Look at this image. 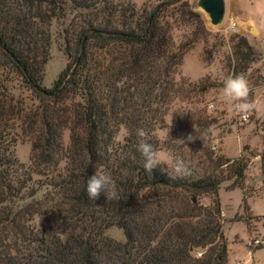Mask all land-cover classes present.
I'll list each match as a JSON object with an SVG mask.
<instances>
[{
	"label": "trees",
	"instance_id": "trees-1",
	"mask_svg": "<svg viewBox=\"0 0 264 264\" xmlns=\"http://www.w3.org/2000/svg\"><path fill=\"white\" fill-rule=\"evenodd\" d=\"M174 7L188 10L185 0L149 11L113 0H0L1 57L38 102L21 117L31 138L28 167L3 148L10 113L0 105V264H228L219 191L230 180L228 190L240 189L246 165L206 147L213 120L199 117L176 129L178 139L193 135L181 157L189 175H177L174 164L149 173L137 149L142 128L161 150L153 132L165 128L168 106L182 93L173 74L183 51L167 21ZM54 21L68 22V61L46 89L37 58ZM238 41L237 51L252 56L247 40ZM120 127L126 136L114 143ZM95 172L111 175L115 198H89L87 179ZM34 177L43 185L33 187ZM40 188L46 194L36 200ZM16 203L35 206L16 212ZM35 215L45 220L40 230H30ZM111 227L123 232V243L104 235Z\"/></svg>",
	"mask_w": 264,
	"mask_h": 264
},
{
	"label": "rangeland",
	"instance_id": "rangeland-1",
	"mask_svg": "<svg viewBox=\"0 0 264 264\" xmlns=\"http://www.w3.org/2000/svg\"><path fill=\"white\" fill-rule=\"evenodd\" d=\"M114 4L132 6L136 10L149 11L169 0H113ZM188 10L171 8L167 18L171 25V37L175 49L180 46L183 51L173 82L182 91L180 96L172 99L165 115V128H155L153 134L161 143L158 160L163 168H172L174 158H183L189 152L185 141L177 138L176 129L181 130L197 118L213 120L207 130V146L216 155L235 160L241 157L246 165L242 187L232 188V180L221 184L219 191L222 232L227 242L228 264H264V53L253 47L249 40L239 32L238 23L230 19V12L235 0H224L225 16L218 26H212L209 18L198 6L199 0H185ZM246 9L262 11L264 0H241ZM140 15V14H139ZM67 21H54L47 30L37 60L41 64L42 83L49 88L67 64L64 48L63 29ZM234 23L237 31H229ZM49 35V37H48ZM244 37L250 47L252 56L243 49L237 51L238 38ZM47 40V41H46ZM241 46V45H240ZM258 50V51H257ZM176 52V51H175ZM243 74L248 81L249 96L247 102L255 105L247 115V122H242L234 110V103L223 95V88L229 76ZM194 88L205 89L198 93ZM38 102L24 85L20 77L7 66L0 53V105L9 112L7 126L4 128L8 141L3 148L8 151L18 164L29 166L31 138L24 130L21 117L35 111ZM10 108L14 109L11 115ZM258 114L256 113V109ZM7 109V110H6ZM176 126V127H175ZM197 129V128H195ZM170 132V134H168ZM126 131L120 127L114 136V143H121ZM170 140V141H168ZM69 143V132L63 133V144ZM190 153V152H189ZM63 168V164L60 166ZM39 181V182H38ZM34 186L43 185V180L34 177ZM45 188H40L35 199L42 200ZM243 194L248 210L243 214ZM35 206L33 203H16L14 209ZM29 208V207H28ZM253 212H251V210ZM261 216V217H260ZM248 219L247 233L245 225ZM241 222V223H239ZM233 223V225L229 224ZM30 230H40L45 226L41 216H33L29 223ZM111 240L123 243V232L111 227L104 232ZM7 246L11 247L14 238L8 234ZM258 241V243H255Z\"/></svg>",
	"mask_w": 264,
	"mask_h": 264
},
{
	"label": "clouds",
	"instance_id": "clouds-1",
	"mask_svg": "<svg viewBox=\"0 0 264 264\" xmlns=\"http://www.w3.org/2000/svg\"><path fill=\"white\" fill-rule=\"evenodd\" d=\"M248 81L243 74L229 76L224 84L223 95L226 99L235 102L234 110L237 114L244 115L246 118L247 113L255 107L254 104L247 102L249 96ZM136 135L140 138L138 141L137 149L144 157L143 169L151 173L157 166L161 165L158 160V153L154 150L153 145L148 143L144 138L147 133L144 129L138 128ZM190 143L194 141L193 135H189L186 139H180ZM173 171L177 175H189L190 170L185 162L180 158H174ZM175 179V176H171ZM86 191L90 199L96 200L101 193H104L109 198L117 196V186L113 178L107 172H95L94 175L87 179Z\"/></svg>",
	"mask_w": 264,
	"mask_h": 264
},
{
	"label": "crops",
	"instance_id": "crops-1",
	"mask_svg": "<svg viewBox=\"0 0 264 264\" xmlns=\"http://www.w3.org/2000/svg\"><path fill=\"white\" fill-rule=\"evenodd\" d=\"M229 15L230 19L235 20L238 23L239 32L249 40L253 47L258 48L260 53H264L262 49V43L264 42V8L262 9V11H257L252 8L246 9L241 0H235V5L233 6L232 11ZM255 110L258 114L257 108ZM260 115L264 114H258V116ZM248 199L250 200V197ZM221 209H223L222 206ZM251 212L253 211L251 210ZM222 214L224 216L223 211ZM240 214H243V209ZM242 223H244L247 233V226L245 222ZM229 224L233 225V223ZM260 229V231H262L264 228L261 227Z\"/></svg>",
	"mask_w": 264,
	"mask_h": 264
},
{
	"label": "water",
	"instance_id": "water-1",
	"mask_svg": "<svg viewBox=\"0 0 264 264\" xmlns=\"http://www.w3.org/2000/svg\"><path fill=\"white\" fill-rule=\"evenodd\" d=\"M197 6L208 15L210 25L218 26L223 22L225 16L224 0H199ZM262 49L264 52V42Z\"/></svg>",
	"mask_w": 264,
	"mask_h": 264
},
{
	"label": "built area",
	"instance_id": "built-area-1",
	"mask_svg": "<svg viewBox=\"0 0 264 264\" xmlns=\"http://www.w3.org/2000/svg\"><path fill=\"white\" fill-rule=\"evenodd\" d=\"M238 29H237V27H235V24L234 23H232L231 24V27L229 28V31H237ZM263 78H264V71H263ZM236 115L237 116H239V118H240V120L242 121V122H247L248 121V119H249V116L248 115H246V118H245V116L244 115H241V114H237L236 113ZM255 243H258V241H256Z\"/></svg>",
	"mask_w": 264,
	"mask_h": 264
}]
</instances>
